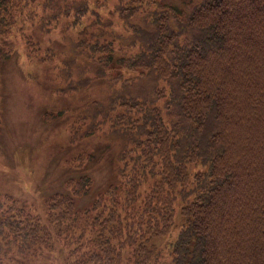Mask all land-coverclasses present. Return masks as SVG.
Instances as JSON below:
<instances>
[{
	"label": "trees",
	"instance_id": "trees-1",
	"mask_svg": "<svg viewBox=\"0 0 264 264\" xmlns=\"http://www.w3.org/2000/svg\"><path fill=\"white\" fill-rule=\"evenodd\" d=\"M124 1L115 7L128 24L119 42L105 32L80 40L87 62L68 59L64 71L78 86L89 71L108 83L87 116H103L124 170L138 161L143 176L112 192L107 213L102 197L76 207L89 176L69 180V194L46 203L45 225L0 199V264L39 260L56 242L66 247L62 264H264V0ZM21 9L0 0V24ZM65 11L80 19L86 3ZM8 32L0 27V37ZM188 164L205 168L191 177ZM172 227L164 252L154 239Z\"/></svg>",
	"mask_w": 264,
	"mask_h": 264
},
{
	"label": "rangeland",
	"instance_id": "rangeland-1",
	"mask_svg": "<svg viewBox=\"0 0 264 264\" xmlns=\"http://www.w3.org/2000/svg\"><path fill=\"white\" fill-rule=\"evenodd\" d=\"M16 1L22 9L15 22L0 24L9 31L0 37V199L14 205V214L27 213V219L31 216L34 222L45 225L49 198L55 193L69 194V180L89 176L91 188L74 198L76 207H90L102 197L99 210L107 213L112 192L123 195L122 186L126 189L128 179L143 176L145 169L136 161L124 170L119 160L120 140L110 134V124L102 121V115L95 120L87 116V106L94 100L101 102L111 92L108 83L89 71L88 83L85 78L83 86H78L76 76L73 82L67 80L64 66L72 58L87 62L78 54L76 43L97 32L119 42L118 36L127 32L128 24L119 18L115 7L126 1ZM80 1L86 3L87 13L77 19L65 8ZM159 1L182 8L192 0ZM147 8L154 9L155 4L148 3ZM79 52L86 53L85 49ZM93 125L96 130L91 132ZM186 168L192 177L205 166L188 164ZM110 186L113 188L108 192ZM176 227L154 239L164 252L177 237ZM68 228L66 220L62 231ZM71 233L66 231L63 236ZM89 236L87 231L83 239ZM52 248L41 259L25 264H62L61 250L66 247L56 242Z\"/></svg>",
	"mask_w": 264,
	"mask_h": 264
}]
</instances>
